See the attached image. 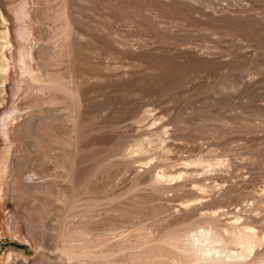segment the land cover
<instances>
[{
    "label": "rangeland",
    "instance_id": "obj_1",
    "mask_svg": "<svg viewBox=\"0 0 264 264\" xmlns=\"http://www.w3.org/2000/svg\"><path fill=\"white\" fill-rule=\"evenodd\" d=\"M0 264H264V0H0Z\"/></svg>",
    "mask_w": 264,
    "mask_h": 264
},
{
    "label": "bare ground",
    "instance_id": "obj_2",
    "mask_svg": "<svg viewBox=\"0 0 264 264\" xmlns=\"http://www.w3.org/2000/svg\"><path fill=\"white\" fill-rule=\"evenodd\" d=\"M233 241L240 240L244 244V248H248L250 246V243H248V239L245 236H239V237H232ZM247 251V250H246ZM248 253V252H247ZM238 254V253H237ZM241 255V253H239ZM234 256V255H233ZM231 256V257H233ZM237 256V255H236Z\"/></svg>",
    "mask_w": 264,
    "mask_h": 264
}]
</instances>
